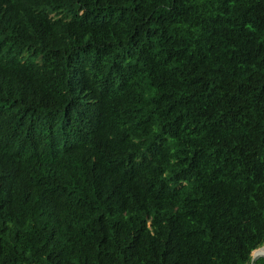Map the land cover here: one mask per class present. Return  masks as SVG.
Listing matches in <instances>:
<instances>
[{"label": "trees", "instance_id": "obj_1", "mask_svg": "<svg viewBox=\"0 0 264 264\" xmlns=\"http://www.w3.org/2000/svg\"><path fill=\"white\" fill-rule=\"evenodd\" d=\"M262 244L264 0H0V264Z\"/></svg>", "mask_w": 264, "mask_h": 264}, {"label": "water", "instance_id": "obj_2", "mask_svg": "<svg viewBox=\"0 0 264 264\" xmlns=\"http://www.w3.org/2000/svg\"><path fill=\"white\" fill-rule=\"evenodd\" d=\"M263 245H264V244H262V245H260V246H258V247H256V248H254V249L251 250V257H250L249 264H253V262L255 261V259H256L257 257H259V256H264V253L252 254V251H253V250H255V249H257V248H259V247H261V246H263Z\"/></svg>", "mask_w": 264, "mask_h": 264}, {"label": "bare ground", "instance_id": "obj_3", "mask_svg": "<svg viewBox=\"0 0 264 264\" xmlns=\"http://www.w3.org/2000/svg\"><path fill=\"white\" fill-rule=\"evenodd\" d=\"M263 246H264V245H263ZM263 246H261V247H263ZM261 247L257 248V249H259V250H258L256 253H254V254L264 253V251L261 252V250L263 249V248H261ZM260 248H261V249H260ZM257 249L253 250L252 253H253L254 251H256Z\"/></svg>", "mask_w": 264, "mask_h": 264}, {"label": "rangeland", "instance_id": "obj_4", "mask_svg": "<svg viewBox=\"0 0 264 264\" xmlns=\"http://www.w3.org/2000/svg\"><path fill=\"white\" fill-rule=\"evenodd\" d=\"M262 251H264V247H263V249L261 250V252H262Z\"/></svg>", "mask_w": 264, "mask_h": 264}]
</instances>
